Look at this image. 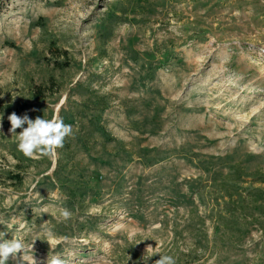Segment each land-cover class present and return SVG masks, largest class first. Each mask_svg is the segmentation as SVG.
Returning <instances> with one entry per match:
<instances>
[{
    "label": "rangeland",
    "instance_id": "rangeland-1",
    "mask_svg": "<svg viewBox=\"0 0 264 264\" xmlns=\"http://www.w3.org/2000/svg\"><path fill=\"white\" fill-rule=\"evenodd\" d=\"M13 112L73 136L27 158ZM0 117L8 264H264V0H13Z\"/></svg>",
    "mask_w": 264,
    "mask_h": 264
},
{
    "label": "clouds",
    "instance_id": "clouds-1",
    "mask_svg": "<svg viewBox=\"0 0 264 264\" xmlns=\"http://www.w3.org/2000/svg\"><path fill=\"white\" fill-rule=\"evenodd\" d=\"M8 120L11 125L9 131L16 137L17 150L27 158H55L58 156L57 150L63 147L65 139L73 136L72 126L65 124L56 115L51 119H45L39 116L32 119L27 113L20 116L13 112L8 116ZM24 125L27 126L24 127ZM19 128H22V131L17 134L16 130ZM71 215L72 213L68 209L60 210V216L65 221L69 220ZM7 234L5 231H0V264H8L10 258L14 259L21 251L24 253L26 248L22 239H6ZM43 236L45 237L44 241L48 242V240L53 238L54 234L50 230L45 229ZM35 241L31 245L32 252ZM151 249L152 247L148 246L146 253L150 252ZM150 257L147 256V260ZM24 259L27 258L23 256L22 260ZM30 264H39L34 255L30 258ZM46 264H66V261L58 256H53L51 258L48 257ZM155 264H176V261L170 255H159V259L155 261Z\"/></svg>",
    "mask_w": 264,
    "mask_h": 264
},
{
    "label": "trees",
    "instance_id": "trees-1",
    "mask_svg": "<svg viewBox=\"0 0 264 264\" xmlns=\"http://www.w3.org/2000/svg\"><path fill=\"white\" fill-rule=\"evenodd\" d=\"M11 1H13V0H0V13H1L3 10L6 9V7L9 5V3H10ZM66 66H67V64H57V67L60 68V69H64V67H66ZM37 93H38V94H41V90H40V88L37 89L36 94H37ZM11 178H13V179H17V180L20 181V177H19V176H14V177L11 176Z\"/></svg>",
    "mask_w": 264,
    "mask_h": 264
}]
</instances>
